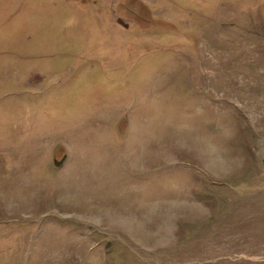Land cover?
<instances>
[{
    "label": "rangeland",
    "instance_id": "1",
    "mask_svg": "<svg viewBox=\"0 0 264 264\" xmlns=\"http://www.w3.org/2000/svg\"><path fill=\"white\" fill-rule=\"evenodd\" d=\"M0 264H264V0H0Z\"/></svg>",
    "mask_w": 264,
    "mask_h": 264
},
{
    "label": "crops",
    "instance_id": "2",
    "mask_svg": "<svg viewBox=\"0 0 264 264\" xmlns=\"http://www.w3.org/2000/svg\"><path fill=\"white\" fill-rule=\"evenodd\" d=\"M53 145H55V144H53Z\"/></svg>",
    "mask_w": 264,
    "mask_h": 264
}]
</instances>
